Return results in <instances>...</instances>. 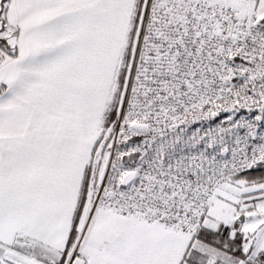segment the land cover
Listing matches in <instances>:
<instances>
[{
  "label": "snow or ice",
  "instance_id": "obj_1",
  "mask_svg": "<svg viewBox=\"0 0 264 264\" xmlns=\"http://www.w3.org/2000/svg\"><path fill=\"white\" fill-rule=\"evenodd\" d=\"M0 264H264V0H0Z\"/></svg>",
  "mask_w": 264,
  "mask_h": 264
}]
</instances>
